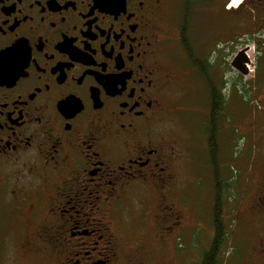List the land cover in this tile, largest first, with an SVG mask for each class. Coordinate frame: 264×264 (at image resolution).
Here are the masks:
<instances>
[{
	"label": "flooded vegetation",
	"instance_id": "af4514ba",
	"mask_svg": "<svg viewBox=\"0 0 264 264\" xmlns=\"http://www.w3.org/2000/svg\"><path fill=\"white\" fill-rule=\"evenodd\" d=\"M241 51L262 85L264 0H0V213L54 264H142L146 234L126 242L135 213L158 232L179 224L162 132L176 73L208 85L206 67ZM263 140L250 208L261 224ZM253 239L264 264V235Z\"/></svg>",
	"mask_w": 264,
	"mask_h": 264
},
{
	"label": "rangeland",
	"instance_id": "374dc122",
	"mask_svg": "<svg viewBox=\"0 0 264 264\" xmlns=\"http://www.w3.org/2000/svg\"><path fill=\"white\" fill-rule=\"evenodd\" d=\"M217 50V47L212 48L213 56L217 55ZM225 58H229L228 53ZM225 67H206L210 83L226 99L218 123L220 133L214 139L219 150L215 158L219 178L223 184H228L223 210L229 228L222 264H261L252 249L253 238L260 233L264 235V223L261 224V217L251 214L250 208L261 179L253 176L256 171L253 157H257L254 150L263 147V138L259 133L252 135V127L255 126L257 132L264 127V119L260 117L261 108L264 109V83L253 84L252 66L248 67L247 76L238 74L228 64ZM186 74L182 69L176 73L168 92L171 109L162 122L163 135L175 151L172 199L179 224L171 227L172 231L158 232L153 216L143 220L141 210L135 213L134 218L142 215L141 221L137 226H130L126 242L133 243L135 232L146 234L140 255L142 264H192L212 236V170L203 134L210 90L195 75L187 78ZM234 135L236 140L232 138ZM154 200L143 199L151 213L155 208ZM27 232L13 224L7 214L0 213V264H54L46 260L39 246L26 245Z\"/></svg>",
	"mask_w": 264,
	"mask_h": 264
},
{
	"label": "trees",
	"instance_id": "16d2710c",
	"mask_svg": "<svg viewBox=\"0 0 264 264\" xmlns=\"http://www.w3.org/2000/svg\"><path fill=\"white\" fill-rule=\"evenodd\" d=\"M210 90L209 97V115L208 130H205V142L207 145V153L209 164L212 170V206H211V226L212 236L206 249H204L198 256V259L192 264H222L224 255L226 254L225 248L227 245V220L224 217V194L228 191V184H223L219 178L217 165L215 163L216 154L219 153L217 145L215 144L216 136L219 134L218 125L225 108V97L209 83ZM205 124H203L204 127ZM207 129V128H206ZM222 128L220 129V131ZM204 132V131H203ZM204 134V133H203ZM207 139V140H206ZM215 139V140H214ZM227 190V191H226Z\"/></svg>",
	"mask_w": 264,
	"mask_h": 264
},
{
	"label": "water",
	"instance_id": "95a60500",
	"mask_svg": "<svg viewBox=\"0 0 264 264\" xmlns=\"http://www.w3.org/2000/svg\"><path fill=\"white\" fill-rule=\"evenodd\" d=\"M247 60V56L243 51L238 53L231 62V67L242 76H247L249 74L248 68L242 63Z\"/></svg>",
	"mask_w": 264,
	"mask_h": 264
}]
</instances>
